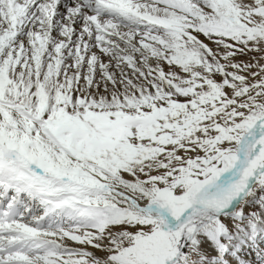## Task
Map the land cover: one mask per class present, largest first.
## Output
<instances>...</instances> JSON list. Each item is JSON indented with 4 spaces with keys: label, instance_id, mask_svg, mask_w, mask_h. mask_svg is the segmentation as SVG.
<instances>
[{
    "label": "snow or ice",
    "instance_id": "1",
    "mask_svg": "<svg viewBox=\"0 0 264 264\" xmlns=\"http://www.w3.org/2000/svg\"><path fill=\"white\" fill-rule=\"evenodd\" d=\"M264 264V0H0V264Z\"/></svg>",
    "mask_w": 264,
    "mask_h": 264
},
{
    "label": "bare ground",
    "instance_id": "2",
    "mask_svg": "<svg viewBox=\"0 0 264 264\" xmlns=\"http://www.w3.org/2000/svg\"><path fill=\"white\" fill-rule=\"evenodd\" d=\"M246 258L253 261V264H257V258L255 257L254 254L248 255Z\"/></svg>",
    "mask_w": 264,
    "mask_h": 264
}]
</instances>
